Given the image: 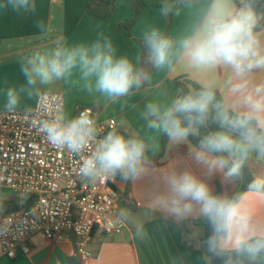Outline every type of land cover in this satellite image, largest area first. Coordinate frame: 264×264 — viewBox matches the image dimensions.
I'll use <instances>...</instances> for the list:
<instances>
[{
  "label": "clouds",
  "instance_id": "1",
  "mask_svg": "<svg viewBox=\"0 0 264 264\" xmlns=\"http://www.w3.org/2000/svg\"><path fill=\"white\" fill-rule=\"evenodd\" d=\"M0 10L31 15L36 0H0ZM182 13L177 35L156 26L143 31V53L157 73H178L198 87L188 83L166 103H145L139 117L152 134L147 142L115 129L101 135L88 109L72 116L45 95L58 82H73L114 103L153 86L141 55H117L103 33L73 45L60 35L50 47L21 54L24 82L7 88L4 106L16 112L22 98L35 100L25 116L49 144L82 157V182H144L143 211L119 207L112 223L131 226L132 239L142 242L152 239L153 222L161 234L179 233L183 250L168 264H264V0H164L159 9L163 17ZM37 27L51 32L43 21ZM161 135L181 151L176 162L161 165L151 154ZM27 199L21 194L20 205ZM6 212L0 197V237L22 223Z\"/></svg>",
  "mask_w": 264,
  "mask_h": 264
},
{
  "label": "crops",
  "instance_id": "2",
  "mask_svg": "<svg viewBox=\"0 0 264 264\" xmlns=\"http://www.w3.org/2000/svg\"><path fill=\"white\" fill-rule=\"evenodd\" d=\"M89 0H36L34 14L18 16L8 10H0V110L5 108V92L9 87H18L24 82L20 71L18 58L27 55L36 48L50 47L52 41L62 35L70 44L91 43L97 39L99 33L108 36L117 55H126L133 61L141 55L140 64L153 76V86L146 92L138 93L130 98H121L117 102L106 100L100 94H89L81 85L73 82H58L46 92H59L63 95L64 111L72 116L77 115L79 109L92 108L97 123H105L114 119L117 131H128L146 139L152 134L140 120L139 113L146 102L158 100L166 103L169 96L177 87L175 78L188 77L174 74L166 78L164 70L157 73L146 62L147 53H143L144 44L142 33L149 26H156L165 31L167 18L159 14L160 8L147 7L132 28V36L128 37L119 23L132 15V8L128 0H116L114 11L106 18L97 17L84 12V5ZM173 21L169 30L170 35H177L184 25L185 16L172 15ZM38 21L50 26L51 32L44 36L37 27ZM77 77L74 76L73 79ZM163 82L161 85L160 83ZM160 85V86H157ZM145 87H149L145 85ZM167 91V95L165 92ZM35 100L22 98L21 107L33 108ZM134 105L136 107H134ZM162 136V135H161ZM161 136L151 143L156 156L161 150ZM185 148L187 145L184 146ZM182 155L181 151L168 142L162 156L157 160L161 165L176 162ZM116 191V207L130 208L133 213L143 211L144 197L147 185L144 182H124L113 178ZM219 186V185H217ZM0 197L7 205V213L20 207L17 198L7 188H0ZM26 202V201H25ZM156 222L149 224L152 239L147 242L132 239L131 226H125L116 235L108 236L98 229H94L91 242L93 257L88 264H168L171 254L183 250L180 235L176 232L161 234L154 230ZM134 231V229H133ZM30 251L27 254L10 259L0 248V264H71L76 259L75 247L72 239L51 241L40 234H34L28 240Z\"/></svg>",
  "mask_w": 264,
  "mask_h": 264
},
{
  "label": "built area",
  "instance_id": "3",
  "mask_svg": "<svg viewBox=\"0 0 264 264\" xmlns=\"http://www.w3.org/2000/svg\"><path fill=\"white\" fill-rule=\"evenodd\" d=\"M45 95L64 110L61 93ZM36 106L37 102L33 109ZM85 109L95 116L89 107L79 109L77 115ZM97 125L101 135L116 130L114 119ZM81 158L49 144L24 111L0 110V188H7L17 198L27 192L31 198L29 208L20 205L6 214L22 222L14 225L9 235L0 237L6 257L27 254L29 238L40 234L51 241L72 239L78 264H88L93 257L94 229L108 236L123 229L124 225H115L111 219L117 211L113 179L82 182L77 170Z\"/></svg>",
  "mask_w": 264,
  "mask_h": 264
},
{
  "label": "trees",
  "instance_id": "4",
  "mask_svg": "<svg viewBox=\"0 0 264 264\" xmlns=\"http://www.w3.org/2000/svg\"><path fill=\"white\" fill-rule=\"evenodd\" d=\"M130 2L131 8H132V15L130 18H128L125 21H122L119 23V26L124 30L125 34L128 37L132 36V28L134 24L138 21L140 16L142 15L143 11L147 7H154V8H160L162 4L164 3V0H128ZM116 0H89L88 3L84 5V12L86 13H91L97 17L100 18H106L112 15L114 11V5H115ZM169 3H176V0H168ZM167 18V23H166V28H165V33L169 34V30L173 21L172 16L166 17ZM144 50V49H143ZM146 54V52H144ZM173 83L177 87H187L188 83H193V86L198 87L193 81H190L186 78H175L173 80ZM122 134H125L130 137H138V138H143L142 136L139 135H133L128 131H119ZM193 143L195 141H192ZM168 141L165 137L161 136V150L160 153L154 158L156 161L162 156L166 145ZM219 188V186H217ZM30 201L31 198L27 199L26 202L22 205L25 208H29L30 206ZM76 259H73L71 261V264H78L77 257Z\"/></svg>",
  "mask_w": 264,
  "mask_h": 264
}]
</instances>
